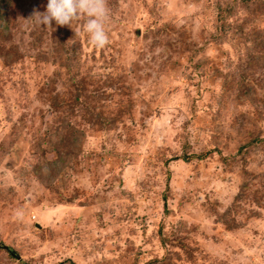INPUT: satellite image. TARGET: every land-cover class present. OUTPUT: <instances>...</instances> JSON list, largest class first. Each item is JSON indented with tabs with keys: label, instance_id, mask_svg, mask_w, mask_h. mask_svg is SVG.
I'll use <instances>...</instances> for the list:
<instances>
[{
	"label": "rangeland",
	"instance_id": "374dc122",
	"mask_svg": "<svg viewBox=\"0 0 264 264\" xmlns=\"http://www.w3.org/2000/svg\"><path fill=\"white\" fill-rule=\"evenodd\" d=\"M46 5L0 8V264H264V0H107L103 49Z\"/></svg>",
	"mask_w": 264,
	"mask_h": 264
},
{
	"label": "clouds",
	"instance_id": "9594fccd",
	"mask_svg": "<svg viewBox=\"0 0 264 264\" xmlns=\"http://www.w3.org/2000/svg\"><path fill=\"white\" fill-rule=\"evenodd\" d=\"M109 18L107 0H47L46 10L40 12L34 9L26 21L51 28L53 21L60 26H71L73 21L84 19L82 31L94 48L103 49L109 43L106 31ZM14 215L22 219L23 210L17 209Z\"/></svg>",
	"mask_w": 264,
	"mask_h": 264
},
{
	"label": "trees",
	"instance_id": "16d2710c",
	"mask_svg": "<svg viewBox=\"0 0 264 264\" xmlns=\"http://www.w3.org/2000/svg\"><path fill=\"white\" fill-rule=\"evenodd\" d=\"M5 2V4H7V2H8V0H0V8H1V6H2V3H4ZM221 17V13H220V15L218 16V18H220ZM220 22V26L222 27V21H219ZM6 23H7V19H6V17H4V18H1V10H0V26H1V29L2 30H4V28L6 27ZM9 55V52L7 51V52H5L4 53V55H1V56H3L4 57V60H6V64H8L9 62H10V60H11V58H9L8 59V56ZM8 59V60H7ZM184 159H187L188 157H183ZM3 246V245H2ZM0 247H1V245H0ZM8 250V249H7Z\"/></svg>",
	"mask_w": 264,
	"mask_h": 264
},
{
	"label": "water",
	"instance_id": "95a60500",
	"mask_svg": "<svg viewBox=\"0 0 264 264\" xmlns=\"http://www.w3.org/2000/svg\"><path fill=\"white\" fill-rule=\"evenodd\" d=\"M5 247V246H4Z\"/></svg>",
	"mask_w": 264,
	"mask_h": 264
}]
</instances>
